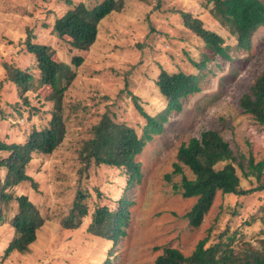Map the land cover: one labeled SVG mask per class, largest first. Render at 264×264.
I'll list each match as a JSON object with an SVG mask.
<instances>
[{"label":"rangeland","instance_id":"rangeland-1","mask_svg":"<svg viewBox=\"0 0 264 264\" xmlns=\"http://www.w3.org/2000/svg\"><path fill=\"white\" fill-rule=\"evenodd\" d=\"M211 6L212 0H125L121 12L102 21L94 46L79 52L52 34L56 18L69 7L65 0H0L1 141H24L51 119L52 104L44 99L48 89L40 87L20 96L17 86L6 79L5 62L38 76L34 56L25 51L27 36L52 46L65 62L71 63L73 56L84 58L79 67L74 66L78 76L64 98L67 134L63 143L52 154L34 153L27 167L31 180L13 189L15 195L24 194L37 206L45 222L28 253L7 254L15 236L8 222L15 216L17 202L0 208V264L151 263L166 246L189 255L199 240L208 237L209 246L226 230L227 236L234 237L235 247L240 241L260 247L264 191L218 192L202 224L194 228L185 214L197 199L184 198L174 188L181 181V175L173 172L179 146L204 130H216L229 143L244 189L259 184L256 177L244 175L249 158L264 160V127L239 106L241 96L264 70V27L259 28L251 49H240L235 37L212 17ZM181 11L191 12L207 28L222 34L230 57L215 56L204 67H194L193 61H200L206 50L203 40L184 27ZM162 68L185 69L197 76L198 89L182 97L178 108L167 109L156 85ZM135 98L163 124L135 158L139 176L131 180L126 169L92 164L80 177L78 150L105 111L143 136L147 120ZM4 155L0 151V159ZM4 176L0 167V183ZM78 191L85 194L89 215L79 228L66 229L62 219L72 212ZM120 200L127 203V222L117 243L90 233L95 209L118 208Z\"/></svg>","mask_w":264,"mask_h":264},{"label":"trees","instance_id":"trees-1","mask_svg":"<svg viewBox=\"0 0 264 264\" xmlns=\"http://www.w3.org/2000/svg\"><path fill=\"white\" fill-rule=\"evenodd\" d=\"M91 1L94 5L84 0L77 3L65 0L69 7L53 24L52 34L65 41L72 50L88 52L98 39L102 21L113 13L121 12L125 4V0ZM136 1L147 3L150 0ZM209 11L220 26L235 37L240 49H251L259 28L264 27V0H212ZM181 16L184 27L204 42L206 51L200 61H193L194 67H204L215 56L226 59L230 57V47L225 44L222 34L207 28L203 20L194 17L191 12L181 11ZM24 47L35 58L38 76L30 70L5 62L6 79L17 86L20 96L40 87L48 89L44 99L52 104V114L46 127L32 130L24 141L8 143L0 140V151L5 153L0 159V167L5 172L0 183V208L17 202L15 216L8 222L13 227L15 236L7 248V254L13 251L28 253L45 222L37 206L26 195H15L13 189L31 180L27 167L34 153L52 154L63 143L67 134L64 98L78 76L74 66L79 67L84 62L82 56H73L71 63L58 59L52 46L35 41L30 36H27ZM196 83L197 76L185 69L168 72L162 68L156 81L169 110L178 108L182 97L196 91ZM1 95L0 84V97ZM134 101L147 120L143 136L138 134L135 127L119 123L110 111H105L90 127L89 137L78 150L82 164L80 177L92 164L126 169L131 180L139 176L140 164L135 158L142 152L146 140H151L153 134L161 132L163 124L145 112L136 98ZM239 106L242 112L251 115L264 127V70L255 77L250 91L241 96ZM162 118L166 119L164 116ZM173 165V172L181 175L180 184L174 185V188L184 198L197 199L185 214L189 225L194 228L202 224L218 192L248 195L264 191V160L256 162L254 157L249 158L248 171L244 170V175L256 177L259 184L251 189H244L236 157L229 143L216 130H204L199 137H191L183 142L178 148ZM186 169L190 175L186 174ZM84 198L85 194L78 191L72 212L62 219L64 228H79L82 219L89 215ZM119 204L118 208L112 209L108 206L97 207L92 213L88 231L117 243L125 234L124 226L127 222V203L120 200ZM208 241V237L199 240L189 255L166 246L153 262L137 264H264V238L260 239V247H255L248 241H240L235 247L234 237L227 236L226 230L219 234L218 242L208 246Z\"/></svg>","mask_w":264,"mask_h":264}]
</instances>
